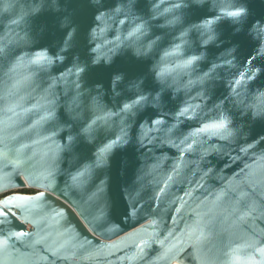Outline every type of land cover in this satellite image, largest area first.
Wrapping results in <instances>:
<instances>
[{
  "label": "water",
  "instance_id": "water-1",
  "mask_svg": "<svg viewBox=\"0 0 264 264\" xmlns=\"http://www.w3.org/2000/svg\"><path fill=\"white\" fill-rule=\"evenodd\" d=\"M261 107L264 0H0V264H264Z\"/></svg>",
  "mask_w": 264,
  "mask_h": 264
},
{
  "label": "snow or ice",
  "instance_id": "snow-or-ice-1",
  "mask_svg": "<svg viewBox=\"0 0 264 264\" xmlns=\"http://www.w3.org/2000/svg\"><path fill=\"white\" fill-rule=\"evenodd\" d=\"M189 2H192V0H189ZM129 3H131V0H129ZM175 7H180V5H175ZM245 14H246V13L244 12L243 9H241L240 11H235V12H230V13H228V15L231 16V17H243ZM209 23H211V22H210V21H205V24H209ZM192 27H193L194 29L199 30V28L201 27V25H193ZM209 39H212V37L209 36ZM37 60H38V61H39V60H48V58L45 57V56H43V55H40V56L37 58ZM48 62L51 63V60H48ZM187 63L191 64L192 61L189 60ZM78 71H83V69H79V68H78ZM116 80H117V81L120 80V77L117 76V77H116ZM134 86H135V85H134ZM77 87H78V85H77ZM142 100H146V97L141 96L138 100H134V101H133V105H138V104H140ZM133 105L125 104V105L123 106L122 111H123V110L130 109ZM259 111H260L261 114H264V107H261V108L259 109ZM155 123H160V121H155ZM213 127H217V128H225V127H226V124H225V122L222 120L219 124L213 125ZM90 131H91V126L89 125L88 127H83V128H81V129L79 130V132H78V135H81V137H83V135L89 134ZM73 139H74V138H73L72 136H70V135L68 136V141H69L70 144L72 143ZM113 143H116V141H114ZM111 147H112V144L106 145L105 148L101 149V153H104L105 151L110 150ZM97 162H98V164L100 163V158H99V157H98ZM80 176H83V173H78L77 176H73V177H72V180H73L77 185L83 183L82 180H79V179H78V177H80ZM3 214H4L5 216L8 215L7 213H3Z\"/></svg>",
  "mask_w": 264,
  "mask_h": 264
},
{
  "label": "trees",
  "instance_id": "trees-1",
  "mask_svg": "<svg viewBox=\"0 0 264 264\" xmlns=\"http://www.w3.org/2000/svg\"><path fill=\"white\" fill-rule=\"evenodd\" d=\"M21 192L34 193V192H36V190H33V189H24V190H21Z\"/></svg>",
  "mask_w": 264,
  "mask_h": 264
},
{
  "label": "rangeland",
  "instance_id": "rangeland-1",
  "mask_svg": "<svg viewBox=\"0 0 264 264\" xmlns=\"http://www.w3.org/2000/svg\"><path fill=\"white\" fill-rule=\"evenodd\" d=\"M17 191H21V190H17ZM5 194H1L0 197L4 196Z\"/></svg>",
  "mask_w": 264,
  "mask_h": 264
}]
</instances>
